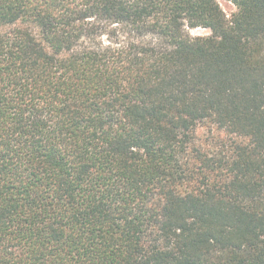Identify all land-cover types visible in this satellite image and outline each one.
<instances>
[{
  "label": "trees",
  "instance_id": "16d2710c",
  "mask_svg": "<svg viewBox=\"0 0 264 264\" xmlns=\"http://www.w3.org/2000/svg\"><path fill=\"white\" fill-rule=\"evenodd\" d=\"M229 1L0 0V264H264V0Z\"/></svg>",
  "mask_w": 264,
  "mask_h": 264
},
{
  "label": "rangeland",
  "instance_id": "374dc122",
  "mask_svg": "<svg viewBox=\"0 0 264 264\" xmlns=\"http://www.w3.org/2000/svg\"><path fill=\"white\" fill-rule=\"evenodd\" d=\"M220 4L224 9V11L226 12V14L228 15V17L231 16L235 11H237V6L229 0H220ZM192 32L194 34H207L210 33V30L200 27L193 29Z\"/></svg>",
  "mask_w": 264,
  "mask_h": 264
}]
</instances>
